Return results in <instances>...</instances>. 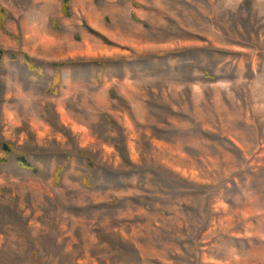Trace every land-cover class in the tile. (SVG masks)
<instances>
[{
	"label": "rangeland",
	"instance_id": "374dc122",
	"mask_svg": "<svg viewBox=\"0 0 264 264\" xmlns=\"http://www.w3.org/2000/svg\"><path fill=\"white\" fill-rule=\"evenodd\" d=\"M0 264H264V0H0Z\"/></svg>",
	"mask_w": 264,
	"mask_h": 264
},
{
	"label": "trees",
	"instance_id": "16d2710c",
	"mask_svg": "<svg viewBox=\"0 0 264 264\" xmlns=\"http://www.w3.org/2000/svg\"><path fill=\"white\" fill-rule=\"evenodd\" d=\"M62 1H63V10L67 14L70 9V0H62ZM18 162L20 163V165H22L23 167H25L26 169L32 172L37 171V168L29 160H27L24 156L19 157Z\"/></svg>",
	"mask_w": 264,
	"mask_h": 264
}]
</instances>
